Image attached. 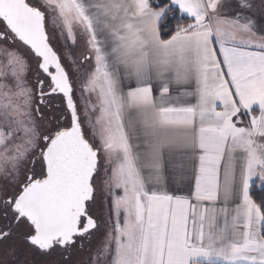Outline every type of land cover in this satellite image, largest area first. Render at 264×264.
<instances>
[{
  "label": "snow or ice",
  "instance_id": "6c2138e0",
  "mask_svg": "<svg viewBox=\"0 0 264 264\" xmlns=\"http://www.w3.org/2000/svg\"><path fill=\"white\" fill-rule=\"evenodd\" d=\"M222 7L0 0V178L13 186L0 191V241L22 228L42 253L72 247L99 228L102 182L103 264H264V200L252 196L264 189V34L242 15L251 0L230 17ZM49 21L84 37L82 109ZM18 45L44 76L36 89ZM54 96L64 112L48 120Z\"/></svg>",
  "mask_w": 264,
  "mask_h": 264
},
{
  "label": "rangeland",
  "instance_id": "374dc122",
  "mask_svg": "<svg viewBox=\"0 0 264 264\" xmlns=\"http://www.w3.org/2000/svg\"><path fill=\"white\" fill-rule=\"evenodd\" d=\"M238 0H229L226 9L223 12L225 16L235 15L239 9L237 7ZM253 8L250 11H244L242 15L251 18L254 22V29L258 34H264V0H251ZM48 33L52 36H56L61 42V48H59V54L65 61L67 70L70 73L71 80L75 87V98L79 106L83 105L82 100V85L86 82L90 71L92 69V64L84 59L85 55L88 54L87 46L84 39L81 38L79 30L77 29L76 42L73 43L71 40H66L64 36L61 35L59 28L54 27L51 21L47 23ZM19 51L27 59L30 68L27 73L28 84L36 89V84L34 83L33 68H31V59L28 54L24 52L21 48ZM0 59H3L0 56ZM87 93H83V96H87ZM94 99V97H93ZM42 110V109H41ZM43 111V110H42ZM55 113H51L52 118L59 117V110H54ZM44 112V111H43ZM49 114L46 115V119L49 120ZM83 118V117H82ZM51 120V119H50ZM103 177V172L101 173V178ZM13 186L9 184L3 178H0V191H7L9 194L12 191ZM102 182H98L97 193H96V203L92 207L94 216L98 219L99 228L97 231V241L94 243L91 250L84 252V256L77 257L74 262H68L65 264H103V256L99 255L100 250L105 242L106 233L109 230V212L107 203V193L102 190ZM118 191V190H117ZM4 221L0 218V225ZM0 264H63L52 262V257L43 259L44 262H38V257H34L33 252L24 245L23 242L9 243L4 247V250L0 252Z\"/></svg>",
  "mask_w": 264,
  "mask_h": 264
},
{
  "label": "flooded vegetation",
  "instance_id": "af4514ba",
  "mask_svg": "<svg viewBox=\"0 0 264 264\" xmlns=\"http://www.w3.org/2000/svg\"><path fill=\"white\" fill-rule=\"evenodd\" d=\"M46 31L47 30V24H46ZM49 34V33H48ZM49 42L51 44V46L54 48L55 51H57V54H59V48H61V42L58 40V38L56 36H52L49 34ZM19 49L21 48L24 52H26L29 56V58L31 59V68H33V77H34V83L36 84V80L37 77L39 76V78L43 79L44 76L42 74V72L39 70L38 65H37V61L36 59L28 52V50L23 47V46H17ZM62 63L65 66L66 71L67 70V66L65 65V61L62 58ZM69 73V72H68ZM69 77H70V73H69ZM71 80V77H70ZM72 81V80H71ZM73 83V81H72ZM74 100L77 99L75 98V87H74ZM41 109L44 111V113L46 115L49 114V120L53 119L51 113H55L54 110H59V116H61V114L64 112V103L61 100V98L59 96H54L49 100V106L48 107H44L41 106ZM65 124L67 123V121H63ZM94 206V205H93ZM92 211V210H91ZM92 215L93 211H92ZM95 217V216H94ZM4 224V223H3ZM3 224H1L0 226H3ZM97 229L92 230L91 235L86 234L85 237L83 238H77L76 243L68 248V249H62V248H56L55 250H50L47 253H42L38 250H36L33 247H30L23 239V229H19L17 230V232L13 235H11L9 238H7L6 240H2L0 241V252H2L4 250V247L7 246L9 243H16L18 242H23L25 246H27L34 254V257H38L37 261L40 262H44L43 259L48 258V257H52V262L54 263H68V262H74L77 257L80 256H84V252H88L89 250H91V248L93 247L94 243H96L97 241ZM1 256V254H0ZM48 256V257H45ZM1 261V260H0Z\"/></svg>",
  "mask_w": 264,
  "mask_h": 264
},
{
  "label": "trees",
  "instance_id": "16d2710c",
  "mask_svg": "<svg viewBox=\"0 0 264 264\" xmlns=\"http://www.w3.org/2000/svg\"><path fill=\"white\" fill-rule=\"evenodd\" d=\"M188 22H189L188 20L183 21V23H188ZM176 23H180V21H173V26ZM169 30H171V27ZM165 38H167V37H165ZM252 196H253V199L256 200L257 202L264 200V189H262L259 186V184H257V186L252 189Z\"/></svg>",
  "mask_w": 264,
  "mask_h": 264
},
{
  "label": "crops",
  "instance_id": "0c3cea01",
  "mask_svg": "<svg viewBox=\"0 0 264 264\" xmlns=\"http://www.w3.org/2000/svg\"><path fill=\"white\" fill-rule=\"evenodd\" d=\"M229 0H223V7L221 8V13L223 14L224 10L226 9L228 5ZM81 38L84 39L83 35H81ZM194 103V101H192Z\"/></svg>",
  "mask_w": 264,
  "mask_h": 264
}]
</instances>
